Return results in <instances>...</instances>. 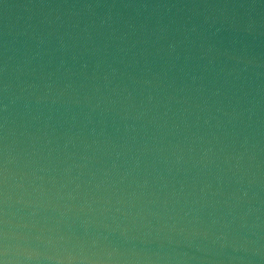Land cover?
I'll return each instance as SVG.
<instances>
[{
  "label": "water",
  "instance_id": "water-1",
  "mask_svg": "<svg viewBox=\"0 0 264 264\" xmlns=\"http://www.w3.org/2000/svg\"><path fill=\"white\" fill-rule=\"evenodd\" d=\"M0 264H264V0H0Z\"/></svg>",
  "mask_w": 264,
  "mask_h": 264
}]
</instances>
